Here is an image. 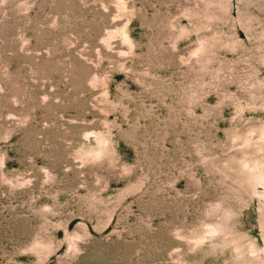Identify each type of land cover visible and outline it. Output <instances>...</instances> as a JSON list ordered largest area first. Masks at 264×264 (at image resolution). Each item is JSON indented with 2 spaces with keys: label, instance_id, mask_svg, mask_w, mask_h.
Segmentation results:
<instances>
[{
  "label": "rangeland",
  "instance_id": "obj_1",
  "mask_svg": "<svg viewBox=\"0 0 264 264\" xmlns=\"http://www.w3.org/2000/svg\"><path fill=\"white\" fill-rule=\"evenodd\" d=\"M0 264H264V0H0Z\"/></svg>",
  "mask_w": 264,
  "mask_h": 264
}]
</instances>
